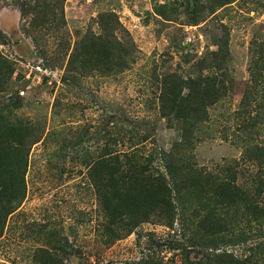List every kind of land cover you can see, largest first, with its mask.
I'll use <instances>...</instances> for the list:
<instances>
[{
	"label": "rangeland",
	"instance_id": "374dc122",
	"mask_svg": "<svg viewBox=\"0 0 264 264\" xmlns=\"http://www.w3.org/2000/svg\"><path fill=\"white\" fill-rule=\"evenodd\" d=\"M208 4L205 0H0V106L20 103L10 117L35 124L45 141L47 131H58L52 140L39 141L30 149L24 198L8 216L0 237V264H37L39 260L32 257L37 250L44 264H127L147 254L184 264V248L191 261L204 257L202 248L191 246L193 231L177 220L173 225L146 221L125 237H116L125 230L102 212L93 182L70 141L85 129L89 134L110 130L118 120L125 128L141 124V132L144 123L154 127L144 154L169 149L180 135L159 111L161 76L210 73V68L201 66L210 61L212 51L224 46L227 93L209 109L214 119L210 135L195 142L191 160L203 171L239 163L237 167H243L239 182H246L255 168L240 161L243 148L233 133L250 119L246 114L238 117V112L258 44L264 59V0H229L211 11ZM158 5L171 11L173 19L158 15ZM105 38L131 52L127 68L108 72L94 64L102 61L98 46ZM75 64L78 69L72 73ZM73 74L76 80L69 84ZM261 100L257 96L256 106L254 101L247 106L250 115L260 114L252 134L256 143H264V112L257 109ZM94 142L84 145L91 146L96 157ZM62 146L67 147L65 156ZM158 162L156 158L154 165ZM240 225L254 236L247 243L224 247L238 256L248 254L244 247L262 238L258 227L264 233V224H252L251 230ZM255 264H264V256Z\"/></svg>",
	"mask_w": 264,
	"mask_h": 264
},
{
	"label": "trees",
	"instance_id": "16d2710c",
	"mask_svg": "<svg viewBox=\"0 0 264 264\" xmlns=\"http://www.w3.org/2000/svg\"><path fill=\"white\" fill-rule=\"evenodd\" d=\"M193 1L199 3L202 0ZM228 1L205 0L209 2L206 7L210 11ZM162 7L158 5L155 12L164 19H173L171 11ZM116 45L106 38L100 41L98 50L102 61L94 64L108 72H120L127 68L129 63L126 58L131 52ZM258 45V55L249 71V85L242 96L243 106L238 112V117L246 114L250 119L237 126L233 133L243 148L240 161L244 162L243 165L248 162L255 168L246 174V182H239L243 167H237L238 162L236 166L224 164L216 171H203L191 160L195 142L203 135H210L214 119H211L209 109L227 93L225 80L228 76L222 65L228 50L224 46L212 51L210 61L201 66L210 68V73L188 78L176 73L161 76L159 111L180 135L169 149L160 148L144 154L145 143L154 135L150 134L154 127L144 123L145 130L143 128L144 132H141V124L125 128L118 120L114 121L110 130H95L89 134V130L85 129L70 141L71 150L93 182L102 212L125 230L123 235L116 237H125L146 221L173 225L177 220L181 226L193 231L191 246L205 251L202 259L191 261L189 251L184 248V264H255L258 258L264 256L261 227L258 231L262 238L244 247L248 254L243 255V252L238 256L224 248L230 244L247 243L253 238L254 234L242 227L241 222L249 229L252 224H264V143L252 142L260 114L250 115L247 107L253 104L250 101H254L255 107V100L260 96L262 103L257 109L264 112L263 46ZM113 51L116 54L112 56ZM71 67L72 73H76L78 66ZM62 80L65 82L66 78ZM75 80L73 74L68 83L74 84ZM12 104L13 107L10 106ZM12 104L0 106V237L8 216L19 208L24 198L25 174L32 145L39 141L46 143L58 132L53 129L49 133L47 131L46 141L41 139L42 132L35 124L10 117L14 109L22 106L17 101ZM88 140L95 141L93 150L96 157L92 156V147L84 145ZM62 150L61 155L65 156L67 147L62 146ZM156 158L159 162L154 165ZM47 253L46 250L45 255ZM32 257L35 262L39 260L37 264H44L38 250ZM127 264L169 263L147 254Z\"/></svg>",
	"mask_w": 264,
	"mask_h": 264
}]
</instances>
